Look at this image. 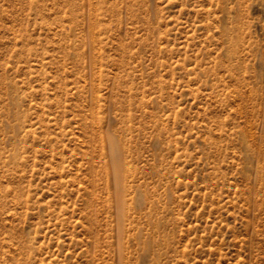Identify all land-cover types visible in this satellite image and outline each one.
<instances>
[{
    "label": "rangeland",
    "instance_id": "obj_1",
    "mask_svg": "<svg viewBox=\"0 0 264 264\" xmlns=\"http://www.w3.org/2000/svg\"><path fill=\"white\" fill-rule=\"evenodd\" d=\"M126 263L264 264V0H0V264Z\"/></svg>",
    "mask_w": 264,
    "mask_h": 264
},
{
    "label": "bare ground",
    "instance_id": "obj_2",
    "mask_svg": "<svg viewBox=\"0 0 264 264\" xmlns=\"http://www.w3.org/2000/svg\"><path fill=\"white\" fill-rule=\"evenodd\" d=\"M110 144H111V155L113 157V168H114V172H115V192H114V198L116 200L115 202H116L117 210H118V213H117L118 214V216H117V222H118L119 230L121 232L120 235H122L121 238L123 239V235L124 234H122V232H123V229L124 228L122 227V225H124V223H126V222H124V220H126L125 218H126L127 213H128L129 210H127L126 203L124 201V198H125V193H124V191H125V189H124L125 188V185H122V179H121L122 178L121 175H122V172H123L122 171L123 170V167L120 164L121 161L120 162L117 161L118 155H120V149L115 144V142L113 140H111V139H110ZM123 186H124V188H123ZM150 243H151L150 240H146V241L142 242L141 245H143L144 251H147L148 252L149 250H151V248H152L151 245L152 244H150ZM121 247H122V245H121ZM122 249H123V247H122ZM122 249L120 250V248H119V250H120L119 252H121ZM141 249H142V247H141ZM123 251H124V249H123ZM141 255H143V254H141ZM121 260H123V259L121 258Z\"/></svg>",
    "mask_w": 264,
    "mask_h": 264
}]
</instances>
